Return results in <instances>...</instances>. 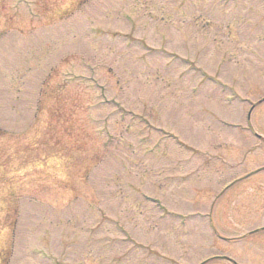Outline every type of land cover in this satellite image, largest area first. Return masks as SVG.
I'll list each match as a JSON object with an SVG mask.
<instances>
[{
  "label": "rangeland",
  "instance_id": "obj_1",
  "mask_svg": "<svg viewBox=\"0 0 264 264\" xmlns=\"http://www.w3.org/2000/svg\"><path fill=\"white\" fill-rule=\"evenodd\" d=\"M201 263L264 264V0H0V264Z\"/></svg>",
  "mask_w": 264,
  "mask_h": 264
}]
</instances>
